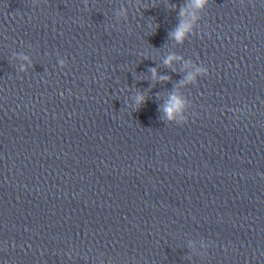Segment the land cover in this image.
Wrapping results in <instances>:
<instances>
[{
	"label": "clouds",
	"instance_id": "9594fccd",
	"mask_svg": "<svg viewBox=\"0 0 264 264\" xmlns=\"http://www.w3.org/2000/svg\"><path fill=\"white\" fill-rule=\"evenodd\" d=\"M192 6L197 9H203L205 5L207 4L208 0H191ZM184 9H181L180 15L184 16ZM192 25L189 23H185L183 20L178 25L176 30L171 34L177 42H183V40L186 38V35L191 30ZM173 59H176L175 56H169L168 59L165 61L166 64H170ZM153 76H155V69H152ZM166 79V78H162ZM187 79L191 80L193 77L189 75ZM137 104H142L144 102L143 95H139L136 98ZM184 100L177 96L176 94H171L169 97V100L166 103V106L164 107V111L167 114V117L169 120H172L175 118V116L182 112L184 108Z\"/></svg>",
	"mask_w": 264,
	"mask_h": 264
}]
</instances>
